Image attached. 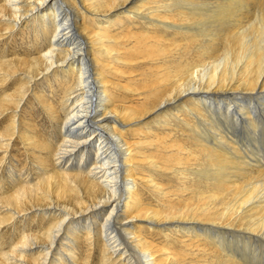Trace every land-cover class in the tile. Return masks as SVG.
I'll return each instance as SVG.
<instances>
[{"label": "bare ground", "instance_id": "1", "mask_svg": "<svg viewBox=\"0 0 264 264\" xmlns=\"http://www.w3.org/2000/svg\"><path fill=\"white\" fill-rule=\"evenodd\" d=\"M19 34L26 53H0V264H264V0H0V48ZM172 121L165 148L200 157L183 169L146 153ZM149 172L211 189L166 203Z\"/></svg>", "mask_w": 264, "mask_h": 264}, {"label": "rangeland", "instance_id": "2", "mask_svg": "<svg viewBox=\"0 0 264 264\" xmlns=\"http://www.w3.org/2000/svg\"><path fill=\"white\" fill-rule=\"evenodd\" d=\"M115 28H116L115 30H120L118 27H115ZM23 31L25 32L26 29H24ZM117 32H120V31H117ZM23 35L24 34H19L18 37L16 35V39L8 41L4 45V46H6L5 48L4 47L0 48V53H2V54H6L7 53L8 58H12V57L16 56L18 53H19V55L23 56L26 53L25 50L28 49L27 47H29L27 45V40H25V42H24V41H22L20 39V38L23 37ZM176 41L178 42L179 45H191L189 43H186L184 40H182L181 36L176 37ZM162 42H164V40H162ZM178 49H179V56H180L182 51H183V47L179 46ZM194 55H197V52H194ZM191 57H192V55L191 56H184L183 57V61L192 59ZM28 107L29 108H28L27 112L30 113L29 111H32L31 112V117L34 118V120H32V121L34 122V124H35V122L37 123V128L39 130H41V132L44 134V126H42L43 125L42 123H44V122H40V120H39V116H40L39 113L40 112L38 110H36V109H35L36 110L35 111L34 108L32 109L30 107V104H29ZM27 116H28V118L30 120V116L29 115H27ZM156 117H158V116H154L153 115L152 117H150L147 120H145L144 123L142 124V127L146 128V127H149V126H154L155 124H153V122H154V119H157ZM176 124H178V123H176V122L174 123V121H172V127L168 128V130L167 129H163V128H157V130L155 131L153 136L152 135L149 136L148 140H152L153 138L154 139H158L159 138V140H160V138L164 137L166 140H163V141L166 144H164V146L159 151H156V147L155 148L148 147V148H146V153L148 155H155V156H159V157L162 156L163 158H164V154L169 153L168 155H170V158L168 160H166V162L167 163L171 162V164H172L173 163L172 160H176V158H178V160L180 159V162L179 163L177 162L175 164V167L179 168V169H183V168H186L189 163H194L195 161L199 162L200 161V157L196 156L192 160H190L191 158L188 157V153L186 151H182L180 155H177L175 153V151L173 153V151H169L168 149L165 148L166 145L171 142V140H168V139H171L172 138L171 135L173 134L174 131H176L175 130ZM169 131L171 133H169ZM163 134H164V136H163ZM180 140H182V139H179V141ZM182 141H184V143L187 144V146L190 145V143H188V142H191V143L194 142V140L190 141L187 138L183 139ZM178 145L179 146H183L182 144H178ZM173 149L177 150V147H174ZM170 150H172V149H170ZM190 157H192V156H190ZM164 161H165V159H164ZM150 174H152L156 179H159L160 182L165 184V186H166L165 187V189H166L165 191L169 195V196H167L168 199L166 198V201H165L166 203L185 202V201H187L190 198L197 197V195L200 193L201 189L203 190V192H208L211 189V188H206V187L203 188L205 186V183L203 181H198L196 178H194V175H192V177L194 179L193 181H195L196 184H197V182L201 183L202 187L198 188L196 184H194L193 182H190L191 183L190 185H192V186H189L188 188H190V189L187 190L186 187L184 188V186L182 185V181H184V180L180 178L181 175H177V174H173L172 175L171 173H168V174H165V175H158V174H156L154 172H151ZM143 193H144V198L146 199L147 203H151L153 205H157L158 204V202H156L157 199H156L155 195L152 194V192L143 190ZM158 198H161V197H159V195H158ZM161 200H163V198ZM163 203L164 202L161 201L162 205H163ZM201 243L203 244V242H201ZM201 243H199V244H201ZM178 248H180V247H178ZM199 253L201 255V252L195 251V254H199ZM203 257H205V255H203V256L201 255L199 258H198V256H194V258H195L194 259V264H204L205 262L200 263L202 261L201 259H203ZM206 264H220V263L218 261V257L213 255L211 257V259H209V261L206 262Z\"/></svg>", "mask_w": 264, "mask_h": 264}]
</instances>
